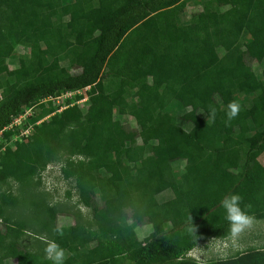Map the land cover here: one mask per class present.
<instances>
[{
	"label": "trees",
	"instance_id": "trees-1",
	"mask_svg": "<svg viewBox=\"0 0 264 264\" xmlns=\"http://www.w3.org/2000/svg\"><path fill=\"white\" fill-rule=\"evenodd\" d=\"M194 2L199 10L184 23L191 0H0V50L23 51L11 77L0 81V132L8 138L13 131L4 129L25 110L33 126L0 151V179L29 176L47 147L85 117L73 149L88 161H67L62 175L75 179L78 200L100 232L129 238L90 246L62 228L54 240L68 251L66 264H196L183 258L187 251L229 236L220 201L232 194L255 220L264 218V79L236 77L264 59V0ZM225 42L231 47L223 51ZM181 59L192 65L181 69ZM64 63L78 71L69 73ZM64 93L74 95L59 111L42 102ZM233 100L241 110L226 124ZM210 107L214 123H207ZM165 192L169 198L158 203ZM144 225L151 231L138 238L133 226ZM3 238L0 232V246ZM23 252L17 248L16 264L29 263ZM205 264H264V252Z\"/></svg>",
	"mask_w": 264,
	"mask_h": 264
},
{
	"label": "rangeland",
	"instance_id": "rangeland-1",
	"mask_svg": "<svg viewBox=\"0 0 264 264\" xmlns=\"http://www.w3.org/2000/svg\"><path fill=\"white\" fill-rule=\"evenodd\" d=\"M196 0H191L192 5H187L181 14L182 22H186L188 18L192 17L199 7L194 4ZM50 23L46 22L39 28L49 27ZM80 37L76 38L75 44L80 43ZM231 47L229 42H225L221 49L223 51L228 50ZM23 51L18 46H13L12 51L8 52L0 50V63H5V67L0 71V81L2 78L11 77L13 69L16 68L17 55L22 54ZM132 57H140V53L136 49L131 51ZM69 73H76L78 69L73 70L67 63L63 64ZM192 65L191 62L181 59L178 61V66L181 69H186ZM236 77L248 79V80H262L264 79V59L260 63H249L245 70H241L236 73ZM74 94L59 98L55 101L54 107L60 109L61 102L66 100L70 103ZM222 99V95L219 94ZM57 102V103H56ZM174 107L178 108V104L173 103ZM181 108L183 110L182 118L187 120L190 113L187 109L186 102L182 103ZM86 107L82 108L84 113ZM36 111V110H35ZM251 113V111H250ZM32 112L29 110L23 111L18 117H16L4 130H11L13 133L4 138L0 132V151L3 147H11L14 142H21L25 136L33 133V126L28 123L26 119L30 117ZM85 114V113H84ZM85 116V115H84ZM113 119L126 124L134 126V120L127 115H113ZM83 120V119H82ZM87 119L78 123L77 127L71 126L67 128L61 135L55 139V141L47 147V155H43L42 161L38 168L34 170L29 176H26L21 181H16L11 177L0 179V232L4 234L3 241L0 246V256L5 254V247H7L8 253L11 255H17V248L24 251L27 248L25 241L44 238L54 240L55 233L53 231L57 226L61 228L71 227L74 229V233L82 237L85 240H90L89 243L92 246L95 243H103L105 245L121 244L129 241V238L122 236L120 238L114 235H109L100 232L96 222L93 219L91 209L83 206L78 200V190L75 185V179H65L62 175V169L67 161H88L83 156L77 154L73 145L80 138L81 132L86 128ZM146 141H154L153 137H146ZM172 157L171 160H174ZM264 159V157H263ZM178 167H180L178 165ZM155 171H151L148 175H155ZM170 194L165 192L156 197L158 203L163 202L169 198ZM98 205L100 201L97 199ZM108 205L113 204L112 200L107 201ZM262 220H254L252 227L249 228L250 235L240 236V239L249 245L247 250H256V240L258 233L262 229ZM138 238L146 236L151 228L148 225L133 226ZM256 238V239H255ZM246 239V240H245ZM240 245L238 243H235ZM241 250V245L239 246ZM244 252V251H243ZM67 257L69 256L66 250ZM23 257L34 258V260L40 261L38 264H45L42 254L32 255L29 252H23ZM26 259V260H29Z\"/></svg>",
	"mask_w": 264,
	"mask_h": 264
},
{
	"label": "clouds",
	"instance_id": "clouds-1",
	"mask_svg": "<svg viewBox=\"0 0 264 264\" xmlns=\"http://www.w3.org/2000/svg\"><path fill=\"white\" fill-rule=\"evenodd\" d=\"M241 110V105L238 101H230L227 105L226 115V124L230 123L235 119ZM217 111L214 107H210L207 115V123H214L216 120ZM242 197L238 194H232L222 198L220 201V206L225 210L226 216L225 219L228 222L229 236L234 240H238L242 233L246 229L252 227L254 217L250 216L246 211L241 208ZM250 207V206H249ZM195 227L191 231L195 232ZM58 235H63L62 228L57 226L53 229ZM45 247L43 249L45 259L50 261L51 264H65L67 259L66 250L60 246L56 240L52 239H43Z\"/></svg>",
	"mask_w": 264,
	"mask_h": 264
},
{
	"label": "crops",
	"instance_id": "crops-1",
	"mask_svg": "<svg viewBox=\"0 0 264 264\" xmlns=\"http://www.w3.org/2000/svg\"><path fill=\"white\" fill-rule=\"evenodd\" d=\"M255 220V219H254ZM257 220H262V229L260 230V233H258V237H256L254 242H256L255 249L256 250H261L264 252V218L262 219H257ZM250 230L251 229H246L245 232L243 233V236H249L250 235ZM40 239L36 240H30V241H25V244L27 245L25 248V252H29L30 254L34 255H39L42 254L44 257L43 261H47L44 256V247L45 244ZM246 240V239H245ZM235 243H244L240 238L236 241H234L230 236H227L225 238H210L205 240L204 242L198 243L196 246H194L192 249L187 251L183 258L184 259H189L193 261L196 264H205L209 262H214V261H219V260H226L229 258H233L236 255L240 254L241 252L245 251V249H249V245L246 244L244 247L241 245V250H239V246ZM10 253L9 258L3 259L1 261V264H16V257L11 255ZM29 263L25 264H38L40 261L34 260V258H31L28 260ZM66 264V263H65Z\"/></svg>",
	"mask_w": 264,
	"mask_h": 264
},
{
	"label": "built area",
	"instance_id": "built-area-1",
	"mask_svg": "<svg viewBox=\"0 0 264 264\" xmlns=\"http://www.w3.org/2000/svg\"><path fill=\"white\" fill-rule=\"evenodd\" d=\"M86 90H87V88H84V89H82V90H80V91H78L76 93L77 94H83ZM71 94H73V93H64L63 95H60V96L55 97V98L47 97V98L43 99L42 102L50 101L52 104H54L55 101L58 100L59 98H63L65 96H69ZM85 100H86V96H83V98L81 100H79L78 103H83ZM59 110H61V108Z\"/></svg>",
	"mask_w": 264,
	"mask_h": 264
}]
</instances>
